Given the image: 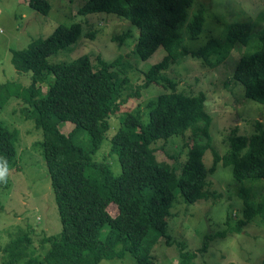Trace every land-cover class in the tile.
Instances as JSON below:
<instances>
[{
	"label": "trees",
	"instance_id": "16d2710c",
	"mask_svg": "<svg viewBox=\"0 0 264 264\" xmlns=\"http://www.w3.org/2000/svg\"><path fill=\"white\" fill-rule=\"evenodd\" d=\"M193 0H88L80 15L115 14L136 26L139 31L136 52L147 61L159 49L165 51L160 63L144 74L134 97L149 87L165 91L147 105V122L141 114L127 113L111 139V154L119 158L121 173L114 175L109 164L96 162L92 156L100 148L111 118L125 112L124 95L131 86L133 67L123 58L109 64L97 58L93 66L87 56L65 64L52 65L55 53L76 43L81 36L80 24L61 25L45 40L24 53H15L14 66L19 74H32V85L0 86V108L17 98L26 107L22 113L35 120L43 131L44 158L55 194L62 232L41 240L50 250L43 259L29 257L32 239L28 233L2 250L3 264H100L122 258L129 253L137 264H153L150 246L153 238H166L167 218L177 189L182 199L192 204L207 196L209 174L215 165L233 166L236 181H264V128L252 136L233 138L228 154L213 152L214 166L209 171L204 163L206 150L212 149V118L204 95L185 96L165 73L178 60L210 55L216 43L196 52L184 47L180 30ZM41 14L50 11L47 0H29ZM206 23L204 11L193 16L187 28L190 38H199ZM234 43L247 44L250 24L235 23L225 30ZM50 76L55 81L45 97L38 87ZM233 78L244 87L248 100L264 104V37L261 47L248 58L241 59ZM73 122L69 134L60 131L64 122ZM203 125V126H202ZM203 134L205 145L189 147L186 161L176 177L158 162L151 145L172 136ZM18 158L16 133L0 122V164L6 168ZM243 219L236 225L241 230L256 216L264 218V196L255 204L245 196ZM116 204L118 213L111 217L108 207ZM166 240V239H165ZM29 257V258H28ZM186 257L185 254L181 255ZM183 264V263H182Z\"/></svg>",
	"mask_w": 264,
	"mask_h": 264
},
{
	"label": "rangeland",
	"instance_id": "374dc122",
	"mask_svg": "<svg viewBox=\"0 0 264 264\" xmlns=\"http://www.w3.org/2000/svg\"><path fill=\"white\" fill-rule=\"evenodd\" d=\"M88 0H47L50 11L41 14L30 6L29 0H0V86L16 84L28 89L32 74H19L14 66L15 53H24L48 38L57 27L80 24L81 36L71 46L55 53L48 60L52 65L70 63L84 55L97 65V58L112 64L120 58L133 67L131 86L124 95L125 112L110 119L100 148L92 156L96 162L110 165L114 175L121 173L119 158L111 154V139L127 113L141 114L147 122V105L164 94L161 87H149L134 97L144 74L160 63L165 51L159 48L150 59L142 61L136 52L139 31L129 21L107 13L80 15ZM204 11L206 23L199 38L191 39L187 28L193 16ZM235 23L250 24L249 42H231L226 28ZM180 35L189 52L200 51L210 41L216 43L210 55L178 60L165 73L176 91L185 96L204 95L207 111L212 118V149L206 150L204 163L210 171L214 166L213 152L229 153L233 138L252 136L258 127L264 128V104L248 100L244 87L233 73L241 59L248 58L261 47L264 37V0H193ZM55 81L50 76L38 86L45 97ZM26 104L17 98L0 108V122L16 133L17 161L7 168V182L0 183V249H5L22 233H28L32 245L29 257L43 259L50 250L41 240L62 232V223L44 158L43 131L35 120L26 118ZM203 126V125H202ZM75 124L64 122L59 129L69 134ZM203 134L172 136L155 141L158 162L164 163L177 177L186 161L189 147L205 145ZM206 197L186 203L176 189L170 216L167 218L166 238H153L150 254L153 264H264V218L256 216L236 230L243 219L245 196L258 204L264 196V181H236L233 166L215 165L209 174ZM111 217L118 213L116 204L108 207ZM166 239V240H165ZM0 250V264L5 254ZM186 257L182 258L181 255ZM28 257V258H29ZM22 260L19 264H25ZM100 264H137L126 253L122 258Z\"/></svg>",
	"mask_w": 264,
	"mask_h": 264
},
{
	"label": "clouds",
	"instance_id": "9594fccd",
	"mask_svg": "<svg viewBox=\"0 0 264 264\" xmlns=\"http://www.w3.org/2000/svg\"><path fill=\"white\" fill-rule=\"evenodd\" d=\"M7 182V168H6V162H3L0 164V183H6Z\"/></svg>",
	"mask_w": 264,
	"mask_h": 264
}]
</instances>
